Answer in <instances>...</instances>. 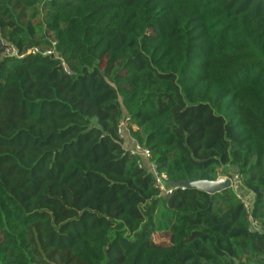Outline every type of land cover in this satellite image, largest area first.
<instances>
[{
    "label": "trees",
    "instance_id": "16d2710c",
    "mask_svg": "<svg viewBox=\"0 0 264 264\" xmlns=\"http://www.w3.org/2000/svg\"><path fill=\"white\" fill-rule=\"evenodd\" d=\"M0 37L54 52L0 47V264H264V0H0Z\"/></svg>",
    "mask_w": 264,
    "mask_h": 264
},
{
    "label": "built area",
    "instance_id": "2783aa9c",
    "mask_svg": "<svg viewBox=\"0 0 264 264\" xmlns=\"http://www.w3.org/2000/svg\"><path fill=\"white\" fill-rule=\"evenodd\" d=\"M52 45L54 46L55 44L53 43ZM0 47H1V58L21 59L26 55H36L39 53L42 56H51L54 54L52 49L41 51L39 48H32L31 50L27 51L26 54H20L19 52H17V50L14 47L5 43L1 37H0ZM65 71H66V68H65ZM128 124H129V119L127 117H124L118 125V128H119L118 133H119L121 138H122L121 129L124 128L127 131ZM127 150L131 156H138L142 162L151 158L150 152L147 149H145L144 147L137 144L135 141H134V148L127 149ZM149 170L154 172L155 187L159 190V195L169 196L174 189H170L166 185L164 186V182L167 184V182H166L167 179H166L165 175L157 174L155 171V167L152 164L149 166ZM229 178L231 179V182H232V188L236 189L237 184L239 182V179L241 177H239L238 175H233L232 177H229ZM255 225H256V223L253 222L252 226L256 227Z\"/></svg>",
    "mask_w": 264,
    "mask_h": 264
},
{
    "label": "water",
    "instance_id": "95a60500",
    "mask_svg": "<svg viewBox=\"0 0 264 264\" xmlns=\"http://www.w3.org/2000/svg\"><path fill=\"white\" fill-rule=\"evenodd\" d=\"M170 189H196L213 195L216 193L223 192L227 189L232 188V182L230 178L218 177L216 180H196V181H184L175 184H166Z\"/></svg>",
    "mask_w": 264,
    "mask_h": 264
},
{
    "label": "crops",
    "instance_id": "0c3cea01",
    "mask_svg": "<svg viewBox=\"0 0 264 264\" xmlns=\"http://www.w3.org/2000/svg\"><path fill=\"white\" fill-rule=\"evenodd\" d=\"M127 135L129 136L128 132H127ZM132 143H134V140H132L130 136L127 139H125V141L123 140V145L127 149L131 147ZM220 171L221 172L219 173V178L220 177L229 178V177H232L233 175H238L237 173H235L236 171H235V168L233 167H229V168L227 167L226 169H221ZM233 190L235 191L237 197L241 199L247 207H251L254 201V196L252 193L246 190L239 182L237 184L236 189H233ZM254 228L256 229L258 227H254Z\"/></svg>",
    "mask_w": 264,
    "mask_h": 264
},
{
    "label": "rangeland",
    "instance_id": "374dc122",
    "mask_svg": "<svg viewBox=\"0 0 264 264\" xmlns=\"http://www.w3.org/2000/svg\"><path fill=\"white\" fill-rule=\"evenodd\" d=\"M124 128L121 129L122 139L125 141L129 136ZM134 148V143H132L131 147L128 149ZM152 240L157 244H166L168 241L167 233L166 232H157L152 235Z\"/></svg>",
    "mask_w": 264,
    "mask_h": 264
}]
</instances>
